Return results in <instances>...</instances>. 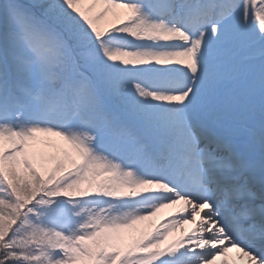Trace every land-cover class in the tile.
<instances>
[{
	"label": "snow or ice",
	"instance_id": "1",
	"mask_svg": "<svg viewBox=\"0 0 264 264\" xmlns=\"http://www.w3.org/2000/svg\"><path fill=\"white\" fill-rule=\"evenodd\" d=\"M233 250L264 264V0H0V264Z\"/></svg>",
	"mask_w": 264,
	"mask_h": 264
},
{
	"label": "bare ground",
	"instance_id": "2",
	"mask_svg": "<svg viewBox=\"0 0 264 264\" xmlns=\"http://www.w3.org/2000/svg\"><path fill=\"white\" fill-rule=\"evenodd\" d=\"M171 208H172V207L167 208V212H170V211H171Z\"/></svg>",
	"mask_w": 264,
	"mask_h": 264
}]
</instances>
